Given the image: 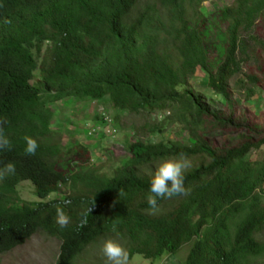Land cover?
Instances as JSON below:
<instances>
[{"label": "trees", "instance_id": "trees-1", "mask_svg": "<svg viewBox=\"0 0 264 264\" xmlns=\"http://www.w3.org/2000/svg\"><path fill=\"white\" fill-rule=\"evenodd\" d=\"M141 1L0 0V134L11 143L0 151V254L42 230L61 241L56 264H79L106 239L122 240L128 260L154 263L188 246L184 264L264 261V128L234 116L229 88L252 58L250 43L262 44L264 0H234L214 17L202 9L207 0ZM199 71L230 112L213 110L189 87ZM258 83L247 75V95ZM70 99L107 102L118 121L120 111H166L191 137L136 138L109 175L76 159L87 146L53 139V104ZM106 114L95 122L103 133L116 129ZM160 130L158 122L146 125L148 133ZM230 130L246 136L229 146L211 141ZM26 137L39 144L34 156L25 153ZM168 159L187 162L188 192L157 198L153 210L151 179ZM8 162L14 174L3 172ZM24 181L39 201L22 200ZM62 188L66 195L50 199ZM58 208L70 218L65 228L56 223Z\"/></svg>", "mask_w": 264, "mask_h": 264}, {"label": "rangeland", "instance_id": "rangeland-1", "mask_svg": "<svg viewBox=\"0 0 264 264\" xmlns=\"http://www.w3.org/2000/svg\"><path fill=\"white\" fill-rule=\"evenodd\" d=\"M154 0H142V4L153 2ZM234 0H207L203 2L202 9L207 16L214 17L216 12L225 5H231ZM224 30L225 26L222 27ZM218 29V28H217ZM257 36L261 45H256L252 41L250 54L252 58L243 63V71L230 81V90L233 93L232 101L235 103L234 116L238 119L248 121L264 128V21H260L257 27ZM213 44V43H212ZM211 44V45H212ZM210 57L212 60L217 58L215 49H211ZM38 73V72H37ZM36 73V74H37ZM254 74L260 80L257 85H250L254 91L251 96L247 95L250 91L246 90L245 83L248 74ZM39 76V73H38ZM206 74L199 71L197 76L191 79L189 87L195 92L200 93L207 104L213 110L230 112L226 100L220 95L215 94L208 87ZM38 79L34 78V82ZM107 102H94L92 100L70 99L59 101L53 104L55 117L52 121L54 130L53 139L62 140V145L70 146L80 143L87 146L89 151L84 157H77V160L89 158L91 162L98 163V167L107 174L111 175L113 169L124 159L129 157V143L136 138H142L148 141H161L170 139H183L188 141L191 134L188 129H184L179 123H175L168 117L166 111H154L151 114H132L128 112H119L120 119L115 116L118 111L106 105ZM106 114V118H112L115 121L116 129L113 130L109 125L106 132L96 138L87 135V128L95 126V122L101 120L100 115ZM103 120V117H102ZM149 122H158L162 125V130L155 134L146 131V125ZM246 136L244 130L227 131L220 135H211V141L218 146H229L237 144ZM254 154V157H259ZM19 194L22 200L39 201L35 193V186L31 181H24L18 186ZM67 194L63 188L60 194H54L50 199L62 197ZM114 241L120 244L124 249L125 243L118 239H106L99 245L92 247L84 253L78 260L79 264L106 263V257L102 251L105 241ZM61 241L40 230L34 234L25 244L13 249L12 251L0 254V264H56L60 253ZM189 247L185 246L178 252L169 254L161 260L154 263L150 260L138 256L127 261V264H184ZM260 264H264L262 261Z\"/></svg>", "mask_w": 264, "mask_h": 264}, {"label": "clouds", "instance_id": "clouds-1", "mask_svg": "<svg viewBox=\"0 0 264 264\" xmlns=\"http://www.w3.org/2000/svg\"><path fill=\"white\" fill-rule=\"evenodd\" d=\"M100 126V124H96ZM103 135V130L100 131ZM11 143L8 138L0 134V151L10 149ZM39 147L38 142L30 137H26L25 153L34 156ZM188 167L185 160L168 159L159 164L158 169L151 179L150 192L154 195L148 197V204L151 209H157V198H171L173 196L187 194L188 189L185 187L184 171ZM16 166L13 162L4 165L3 172L14 174ZM2 178V176H0ZM70 222V218L65 214L63 209L56 210V223L60 228H65ZM102 251L106 257V264H127L128 253L118 243L108 240L103 244Z\"/></svg>", "mask_w": 264, "mask_h": 264}, {"label": "built area", "instance_id": "built-area-1", "mask_svg": "<svg viewBox=\"0 0 264 264\" xmlns=\"http://www.w3.org/2000/svg\"><path fill=\"white\" fill-rule=\"evenodd\" d=\"M108 119V118H107ZM102 129V127H101V125L100 126H98V125H95V126H90V127H88V131H89V135H94L95 133H97L98 131H102L101 130ZM104 130V129H103Z\"/></svg>", "mask_w": 264, "mask_h": 264}]
</instances>
